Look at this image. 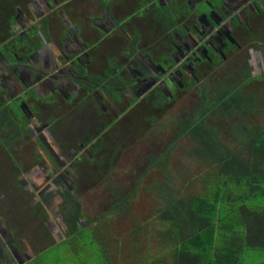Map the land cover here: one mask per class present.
Listing matches in <instances>:
<instances>
[{
	"label": "flooded vegetation",
	"instance_id": "1",
	"mask_svg": "<svg viewBox=\"0 0 264 264\" xmlns=\"http://www.w3.org/2000/svg\"><path fill=\"white\" fill-rule=\"evenodd\" d=\"M77 2L28 0L24 4L23 0H0V37L4 38L0 39V95L6 98L0 108V129L14 126L20 132L34 128L38 125L35 114L40 108H49L46 101L71 104L77 99L81 112L96 107L100 113L94 112L97 120L79 133L78 151L62 145V150L55 149L52 141L44 143L51 151L46 157L48 171L42 181L33 178L34 185L43 186V197L34 195L27 216L43 225L45 238L51 235L57 243L65 237L56 239L53 220L66 232L64 197L69 192L76 195L78 168L70 160L95 162L89 150L102 148V136L114 129L117 134L113 125L120 116L138 108L144 112L159 110L190 91L196 92L201 102L203 94H211L203 86H210L212 78L204 74L212 76L210 71L227 68L231 79L227 78L223 86L239 87V93L254 99L251 110L244 106V118L253 116L255 123L261 124L264 117V107L256 101L258 93L264 94V0H96L95 16L77 8ZM52 13L59 15L65 26L56 37L52 36ZM250 35L255 43L248 57L242 51V41ZM21 70L24 73L20 74ZM42 76L50 77L51 83L43 82ZM7 84L12 85L10 94ZM252 85L257 88L253 94L248 91ZM55 123H44V130L56 133L68 120ZM17 135L0 138L9 155ZM243 137L246 139V134ZM240 145L244 153L247 147L243 142ZM56 166L58 174L54 173ZM49 197L59 198L61 203L53 214L46 204ZM22 255L25 258L30 253Z\"/></svg>",
	"mask_w": 264,
	"mask_h": 264
},
{
	"label": "rangeland",
	"instance_id": "2",
	"mask_svg": "<svg viewBox=\"0 0 264 264\" xmlns=\"http://www.w3.org/2000/svg\"><path fill=\"white\" fill-rule=\"evenodd\" d=\"M23 3L27 4L28 0H23ZM76 7L85 8L89 15L95 16L98 12L96 0H79ZM51 17L55 32L52 36L56 37L64 31L65 26L56 13H52ZM8 35L6 33V45L9 44ZM0 39L4 40L3 37ZM260 41L262 42L261 37ZM254 43L251 35L242 41V51L248 57L250 55L248 50H252ZM22 72L24 73V70H21L20 74ZM210 72L212 76L209 73L204 74L205 78H212L210 86L204 84L203 87L209 89V93L213 95L228 82L227 78L229 80L231 78L227 77V74L230 75L227 68H218ZM53 73L55 76L58 75L55 71ZM42 79L43 82L51 83L50 77L47 79L42 76ZM11 83L13 85V82ZM12 85L7 84L9 94ZM57 85L58 82L56 88ZM255 88L256 86L253 85L249 87V93H255ZM261 88L264 89V86ZM258 94L256 101L264 107V94ZM3 95L2 93L0 95V108L6 101ZM200 103L199 95L190 91L159 110L144 112L143 108H138L130 111L117 118L118 121L114 123L116 135L114 129L102 136L105 140L102 148L89 150L92 151L95 162L86 159L83 162L70 160L78 168L74 189L75 197L82 204L84 219L81 224L84 226L95 222L96 227L101 226L96 232L99 239L105 242L112 238L113 245L115 244L112 247V259L115 263L120 260L121 264H138V259L131 250L133 245L136 243L138 251L140 247L146 249L148 244L153 245L157 241V235L161 233L158 227L161 225L158 224L154 214L163 206L164 194L161 185L168 181L171 171L174 173V176L171 175L174 179L171 178L170 182L175 183L177 189L184 190V193L189 195L195 194L200 189V178L208 168V164L194 156L190 157L192 148L198 146L190 136L177 137V121L193 112ZM45 105L49 108H40L39 113L35 114L40 127L36 125L30 130L25 129L20 132H17L14 126L12 129L9 127L0 129V138L11 135L15 137V133L18 134L9 149L11 156L0 145V264H79L84 258L87 259L89 252L93 254V261L101 257L102 245L97 241V244L95 243L93 231H86L82 239L83 244L80 243L73 252L68 242L51 247L55 244L53 236L45 238L46 230L43 225H37L27 216V213L31 212L29 205L33 203L34 195L43 197L40 196L43 186H36L37 182L34 185L33 178L35 181H42L41 177H44L48 171L46 157L50 156L51 151L48 152V146L45 147V144H50L52 141L55 149L62 150L60 147L63 146L78 151L82 137L79 133L84 131L88 123L97 120L93 116L98 108H91L92 110L87 108L81 112L77 99L71 104L59 100L53 101L52 104L46 101ZM123 106L124 104L118 107ZM97 113L100 116V113ZM111 114L113 117L114 112ZM108 117L106 114L104 118L108 119ZM251 117L247 122L252 123L257 119ZM59 120H68L66 127L60 126L56 129V133L52 132L54 135L44 130L46 128L43 126L44 123L51 121L57 125L55 121ZM227 125L223 128L224 135L231 136ZM40 141L44 142L39 144ZM160 157L168 160L166 163L168 168L154 164L152 158ZM54 173H60L58 167ZM29 184L32 188H28ZM32 190L33 192L28 194ZM123 199H128L125 208L114 209L117 204L124 201ZM55 201L50 197L46 201V204L50 205L52 214L55 212V206L59 208L61 206L59 198ZM55 221L53 220L54 231L58 234L56 239L61 240V237H66L67 232L63 231V225ZM150 227L152 235L149 234ZM13 236L15 240L11 241ZM48 246L50 247L47 248ZM162 248L164 246L159 245L157 251ZM27 252L30 256L24 258L22 254ZM249 254L245 256V264H248Z\"/></svg>",
	"mask_w": 264,
	"mask_h": 264
},
{
	"label": "trees",
	"instance_id": "3",
	"mask_svg": "<svg viewBox=\"0 0 264 264\" xmlns=\"http://www.w3.org/2000/svg\"><path fill=\"white\" fill-rule=\"evenodd\" d=\"M229 87L203 94L200 106L177 121V137L190 136L198 145L190 157L206 162L208 168L200 178V189L192 195L170 182L174 179L170 172L161 185L163 206L154 214L161 225L157 241L146 249L137 251L136 243L131 248L138 264H155L166 255L175 256L176 264H245L249 253L248 264H264V118L261 124L247 122L252 117L244 118L243 110L255 106L253 97L239 93V87ZM225 125L231 136L223 139ZM242 142L247 147L244 153ZM152 161L168 168L166 159ZM123 200L114 209H124L128 199ZM64 201L67 235L59 243L68 242L74 252L86 231H93L95 243L102 245L101 257L93 261L89 252L79 264H121L112 259V238L104 242L97 237L101 226L81 224L83 209L77 198L69 192ZM149 234H153L151 227ZM54 243L51 247L59 244ZM159 245L164 248L157 251Z\"/></svg>",
	"mask_w": 264,
	"mask_h": 264
},
{
	"label": "crops",
	"instance_id": "4",
	"mask_svg": "<svg viewBox=\"0 0 264 264\" xmlns=\"http://www.w3.org/2000/svg\"><path fill=\"white\" fill-rule=\"evenodd\" d=\"M168 256H170V257H168ZM155 264H176L175 263V256L173 257L171 255H166V256L162 257L160 260H157L155 262Z\"/></svg>",
	"mask_w": 264,
	"mask_h": 264
}]
</instances>
